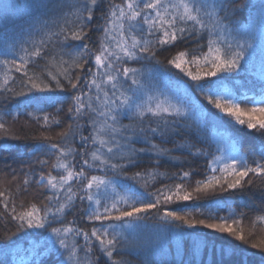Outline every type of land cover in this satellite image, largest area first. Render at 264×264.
<instances>
[{"label":"snow or ice","instance_id":"obj_1","mask_svg":"<svg viewBox=\"0 0 264 264\" xmlns=\"http://www.w3.org/2000/svg\"><path fill=\"white\" fill-rule=\"evenodd\" d=\"M20 6L0 0V139L31 144L18 167L0 158V231L44 240L0 264H131L165 233L224 242L199 264H264V0H32L10 26ZM21 116L31 135L5 119ZM250 190L255 215H219Z\"/></svg>","mask_w":264,"mask_h":264},{"label":"trees","instance_id":"obj_2","mask_svg":"<svg viewBox=\"0 0 264 264\" xmlns=\"http://www.w3.org/2000/svg\"><path fill=\"white\" fill-rule=\"evenodd\" d=\"M9 3H12L14 5H21L20 7H14L12 9H9L7 12V22L10 26L16 24L21 18H27L30 13L31 9H28L26 7H22L23 5H27L32 3V0H8ZM247 16V11L244 14ZM257 43H259V37L257 38ZM167 55V53H164L161 55L160 59H164V57ZM258 61H259V55L257 52L256 56V63L258 67ZM166 63V61H165ZM252 77L248 76V74H242L239 77H237V80L239 83H237L235 86L237 89H243L247 87V80ZM163 86V85H161ZM13 111L18 110L15 106L12 108ZM23 110V109H19ZM5 119L8 121V123L12 126L14 131H18L22 126L24 127V130L29 132V135H31V130L29 126L25 124V118L19 117L15 124H12L10 117H5ZM127 123V121H125ZM59 129H57L58 131ZM23 135V133H20ZM2 135V134H0ZM31 144V141H25L23 139L21 140H11V139H0V158H7L8 162L12 164L13 160H16L18 158H26L24 155L28 151V146ZM167 147H171V145H166ZM213 150H215L216 145L213 143L212 145ZM261 149V143L259 140H251V139H245L241 145V150L250 156L254 154H258ZM203 162L198 161L197 165L201 164ZM13 167H18L17 164H12ZM195 167V166H194ZM167 168L169 171H175V168H171L170 166H163L161 168V171L165 170ZM0 179L4 180H11L10 176H6L4 173H0ZM22 179V177H21ZM6 186V185H5ZM159 186V185H157ZM13 189L15 187V184L12 185ZM225 203L223 204L222 210L219 212V215L226 216L228 214V208L231 206L234 208L239 214L241 211H244L247 213L249 217H252L255 215V210L249 211L247 208L244 207L246 203L251 201L254 205L260 204V193L257 190H250L245 193H241L237 191L233 195L224 194L222 198ZM184 203H191V202H184ZM245 224H248V221H245ZM14 229L9 226V231H13ZM189 231H210L206 229H197V230H188L185 229V232ZM158 229L157 225L154 221H148L147 226L145 228H142L140 230V237H146L148 235H151L153 239H156V236L158 235ZM46 235V234H44ZM218 235V234H216ZM193 238H189L187 236H177L173 233H165L163 234V240H162V246L154 247L152 251H144L140 250L137 253H134L131 256H128L127 258L131 261V264H141V261L147 260H157L160 261L161 264H172L174 260L182 259L185 262L191 261V264H199L201 260L210 261L214 258H219V248L224 245L223 241H217L216 247L217 251L215 254H213L208 248H206L203 244L199 246V249L197 250L196 247L193 245ZM44 236L38 234V232H34L31 235H24L20 234L17 237L14 238L13 242H10L9 245L5 244V241L3 239V232L0 231V250H2L6 258L9 262L13 260H19L21 258L30 259V251L33 248V246H37L43 243ZM234 243H239L235 242ZM182 252L181 256H177V248ZM244 247H247V245H244ZM42 251L43 249H38ZM250 252H259V250L252 249ZM3 256H0V259H3ZM54 258L52 257H41V260L43 264H52V260ZM254 261L259 262V256L251 257Z\"/></svg>","mask_w":264,"mask_h":264},{"label":"rangeland","instance_id":"obj_3","mask_svg":"<svg viewBox=\"0 0 264 264\" xmlns=\"http://www.w3.org/2000/svg\"><path fill=\"white\" fill-rule=\"evenodd\" d=\"M219 235V234H218Z\"/></svg>","mask_w":264,"mask_h":264}]
</instances>
